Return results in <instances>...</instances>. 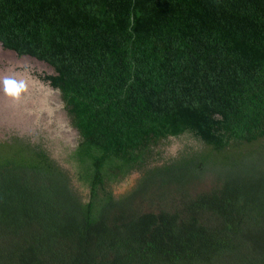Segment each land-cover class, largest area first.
Returning a JSON list of instances; mask_svg holds the SVG:
<instances>
[{
    "label": "trees",
    "instance_id": "obj_1",
    "mask_svg": "<svg viewBox=\"0 0 264 264\" xmlns=\"http://www.w3.org/2000/svg\"><path fill=\"white\" fill-rule=\"evenodd\" d=\"M0 43L53 70L87 190L0 141V264H264V0H0Z\"/></svg>",
    "mask_w": 264,
    "mask_h": 264
},
{
    "label": "rangeland",
    "instance_id": "obj_2",
    "mask_svg": "<svg viewBox=\"0 0 264 264\" xmlns=\"http://www.w3.org/2000/svg\"><path fill=\"white\" fill-rule=\"evenodd\" d=\"M43 73L52 74L53 71L48 65L25 57H16L0 49V141L16 136L27 139L32 144L41 145L51 159L69 173L72 187L86 200L87 190L78 183L75 167L68 161L69 152L76 147L74 145L78 143L79 135L71 125L64 107H58L61 95L57 97L48 91L47 84L38 78V75ZM5 80L23 84L18 98H13L5 92ZM184 148L202 151V147L184 136L178 139L170 138L167 144L161 147L162 160L176 157ZM138 176L136 173L132 174L113 185L114 195L129 191ZM209 184L205 181L201 185L202 191L208 190ZM143 210L147 211L145 205Z\"/></svg>",
    "mask_w": 264,
    "mask_h": 264
},
{
    "label": "clouds",
    "instance_id": "obj_3",
    "mask_svg": "<svg viewBox=\"0 0 264 264\" xmlns=\"http://www.w3.org/2000/svg\"><path fill=\"white\" fill-rule=\"evenodd\" d=\"M4 89L8 95L12 96L13 98H18L19 93L23 89V84H18L17 82L12 80H5Z\"/></svg>",
    "mask_w": 264,
    "mask_h": 264
},
{
    "label": "water",
    "instance_id": "obj_4",
    "mask_svg": "<svg viewBox=\"0 0 264 264\" xmlns=\"http://www.w3.org/2000/svg\"><path fill=\"white\" fill-rule=\"evenodd\" d=\"M0 49H1V50H4V51H7L8 53H11L12 55L18 57V55H17V53H16L15 51L5 49L1 43H0ZM23 57L28 58V59H32V60H34V61H36V62H38V63H42V64H44V65L47 66V64H45V63H43V62H40V61L36 60L35 58L30 57V56H23ZM52 71H53V70H52ZM47 90L50 91L51 93H54L57 97L60 96V92H59L58 90H55L50 84H47ZM58 100H59V99H58ZM57 104H58V107H64V104H63L62 99H60L59 102H58ZM74 130H75V132H76L77 134H79L78 131H77L76 129H74ZM74 146H77V143H76Z\"/></svg>",
    "mask_w": 264,
    "mask_h": 264
},
{
    "label": "flooded vegetation",
    "instance_id": "obj_5",
    "mask_svg": "<svg viewBox=\"0 0 264 264\" xmlns=\"http://www.w3.org/2000/svg\"><path fill=\"white\" fill-rule=\"evenodd\" d=\"M72 150H74V149H71V151H72ZM69 154H70V152H69Z\"/></svg>",
    "mask_w": 264,
    "mask_h": 264
}]
</instances>
